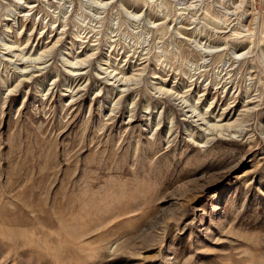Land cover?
<instances>
[{
	"label": "rangeland",
	"instance_id": "rangeland-1",
	"mask_svg": "<svg viewBox=\"0 0 264 264\" xmlns=\"http://www.w3.org/2000/svg\"><path fill=\"white\" fill-rule=\"evenodd\" d=\"M0 264H264V0H0Z\"/></svg>",
	"mask_w": 264,
	"mask_h": 264
}]
</instances>
